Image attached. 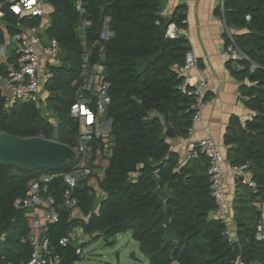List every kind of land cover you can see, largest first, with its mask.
<instances>
[{"label": "trees", "instance_id": "trees-1", "mask_svg": "<svg viewBox=\"0 0 264 264\" xmlns=\"http://www.w3.org/2000/svg\"><path fill=\"white\" fill-rule=\"evenodd\" d=\"M6 1L0 0L7 30L0 27L2 41L5 32L12 36L22 31L19 22L41 24L40 18H20ZM46 2L53 10L45 33L61 46L59 60L49 66L52 75L44 86L47 106L59 121L58 129L39 103L10 104L0 81V132L20 138L55 136L61 143L76 147L82 127L70 109L85 72L83 56L89 53L88 63L94 64L101 48L106 50L102 79L110 83L112 99L107 115L114 120L109 164L99 177L105 196L98 212L94 189L87 179L81 180L75 194L87 219L61 209L58 220L46 226L50 245L63 258L66 247L59 241L71 228L107 237L108 244L131 231L148 258V262L137 260L133 264H235L237 259L247 264L264 263V240L256 238L260 210L255 205L264 192V0H224L221 13L237 30L236 43L246 55L228 63L242 82L241 92L252 113L246 120L235 114L230 117L223 140L226 158L232 165L249 164L260 186L254 193L244 182L238 183L232 201L234 243L226 235L227 222L215 215L208 158L200 154L182 159L170 143L171 138L189 135L196 112L194 87L181 72L191 43L183 34H168L172 23L186 28V6H179L168 20L161 14V0ZM106 22L114 32L108 40L101 37ZM7 71V64L2 63L0 75ZM85 142L91 147V160L104 151L101 138L92 136ZM76 163L69 160L62 168L48 169L24 168L0 160V264L27 263L34 251L27 208L17 206L16 199L28 195L32 182L52 172L71 171ZM64 188L62 176L50 183V192L56 196Z\"/></svg>", "mask_w": 264, "mask_h": 264}, {"label": "built area", "instance_id": "built-area-1", "mask_svg": "<svg viewBox=\"0 0 264 264\" xmlns=\"http://www.w3.org/2000/svg\"><path fill=\"white\" fill-rule=\"evenodd\" d=\"M10 10L20 18H42L47 14L45 0H7ZM0 3V27L6 28L2 21L4 11ZM224 0L221 1L223 10ZM79 9L83 12L81 2ZM107 22L101 33L104 40L114 36V32L107 27ZM22 29V22L18 23ZM222 29L227 34L228 43L222 56L225 60H241L246 58L244 51L236 43V29L229 26L223 19ZM170 36H175L169 31ZM8 46L0 39V65L6 63L8 71L0 75L1 87L7 96L10 104L16 101H34L41 105L45 116L50 120L55 130L58 129L59 121L55 112L48 108L43 101L41 92L44 89L46 81L51 77L50 65H55L59 60L61 46L54 38L47 37L45 31L38 26L28 31H21L10 37ZM86 63L84 64L85 72L82 83L76 92V101L72 104L71 116L80 122L82 131L76 137L78 145L70 146L75 157L70 161H76L73 170L68 172H52L42 176L39 180L31 183L29 193L26 197L17 198L15 204L19 207L32 210L31 226L34 231L46 228L47 224L53 223L59 218L61 209L74 210L80 206V198L75 194L76 189L82 180L81 177H89L98 171L100 177L104 175L105 168L109 164V141L113 129V118L107 115L109 106L112 102L109 94L110 83L102 79L104 66L102 62L106 59V50L101 48L99 60L94 64H89V53L83 56ZM198 66V58L194 51L190 49L185 58V63L181 67V72L186 75L187 82L194 87L192 91L196 95V102L193 104L196 112L192 118V125L189 128V134L197 131L199 123L202 121V113L205 106L210 104L209 99H205L208 92V81L202 76L192 82V77L188 76L189 72ZM46 97V95H45ZM98 137L104 140V151L98 153L100 159L97 164L91 160V147L85 142L86 138ZM43 137L44 136H39ZM204 154L209 160L208 174L211 182V193L216 203L215 215L227 222L226 235L229 242L237 241L236 234L232 231L228 213L230 211V188L235 192L238 183L244 182L252 189L254 193L260 191V186L254 179L249 164H230V172L226 173L224 167L228 163L222 146L218 144L210 133H205L196 143L190 144L185 158H196ZM62 176L65 181V188L60 195L50 192V183L56 177ZM227 181V183H226ZM264 191V190H263ZM255 205L260 210V219L258 221L256 238L264 240V192L256 201ZM30 239L35 244L32 257L24 264H61L62 257L56 251V247L50 245L47 236L31 235ZM70 238L65 236L60 239L59 243L66 246ZM76 252L79 257H84L83 248L77 247ZM235 264H247L242 259H237ZM251 264H264L260 261H254Z\"/></svg>", "mask_w": 264, "mask_h": 264}, {"label": "crops", "instance_id": "crops-1", "mask_svg": "<svg viewBox=\"0 0 264 264\" xmlns=\"http://www.w3.org/2000/svg\"><path fill=\"white\" fill-rule=\"evenodd\" d=\"M221 1L222 0H161V14L168 20L172 17L173 13L179 6H186V28L182 29L175 23H172L168 27V32L172 31L175 36L183 34L189 39L192 50L198 58V66L193 68L189 72L188 76L192 77V82L202 76L207 79L208 99L211 102L204 107L202 121L199 123L197 131L194 134H189L186 137H176L170 139L172 149L177 151L182 159L185 158L189 145L196 143L206 132L210 133L218 144L222 146L226 155L227 147L223 140L230 117L235 114L240 116L243 120H246L252 116L251 111L245 104L244 97L241 92L242 82L234 76L228 61L222 56L228 42V37L222 29L224 17L221 14ZM46 10L47 14L42 18L40 17L42 21L41 24L38 25L42 31H45L48 27L50 14L53 10L51 4L48 2ZM34 27L35 26H29L26 23H22L21 30L28 31ZM4 30L7 31L6 28ZM10 37L11 35L5 32L4 42L8 46L11 43ZM95 158L98 160L100 159L98 154ZM224 170L226 173L230 172L229 162L226 163ZM99 177L100 175L98 174V171H95L94 175L89 177L87 180L88 185L94 190H96L97 187H100ZM104 196L105 193L103 192L102 198ZM100 202L98 207L95 209V212H98ZM229 205L230 211L228 213V221L231 229H233L232 231L236 234V227L233 220L232 201H229ZM27 211L31 226L30 215L32 210L27 209ZM72 216L79 219H87L80 207L72 210ZM76 228L77 227L71 228L69 234L67 235L70 238L71 243L72 238L76 237V234L74 233ZM46 229L47 228L43 227L36 232L31 226L30 236L34 235L37 237L39 235L41 237H45L47 235Z\"/></svg>", "mask_w": 264, "mask_h": 264}, {"label": "water", "instance_id": "water-1", "mask_svg": "<svg viewBox=\"0 0 264 264\" xmlns=\"http://www.w3.org/2000/svg\"><path fill=\"white\" fill-rule=\"evenodd\" d=\"M74 157L73 149L64 143L39 136L20 138L0 132V160L4 163L17 164L24 168L58 169L64 167ZM104 240L107 242L108 238L104 237ZM76 249L77 247L69 242L61 264H70L78 259Z\"/></svg>", "mask_w": 264, "mask_h": 264}, {"label": "rangeland", "instance_id": "rangeland-1", "mask_svg": "<svg viewBox=\"0 0 264 264\" xmlns=\"http://www.w3.org/2000/svg\"><path fill=\"white\" fill-rule=\"evenodd\" d=\"M45 95L44 89H42V104H44L43 101L45 102ZM47 139L60 142L55 136ZM97 162L98 160L95 159L94 163L97 164ZM89 177L82 176L81 179L88 180ZM99 190L100 187H97L96 190H94L96 194L95 209L98 207L103 196V192ZM228 190L230 191V201H233L235 194L230 188H228ZM74 233L76 234V237L72 238V244L78 247L85 242V245L83 246L84 257H80L72 261L70 264H133L137 260L148 262V258L140 250L139 242L133 239L131 231L117 235L112 239V244H108L104 240V236L100 234L87 235L81 227H77Z\"/></svg>", "mask_w": 264, "mask_h": 264}]
</instances>
